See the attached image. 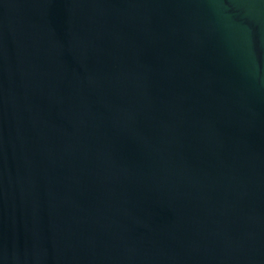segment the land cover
Segmentation results:
<instances>
[{"label": "water", "instance_id": "water-1", "mask_svg": "<svg viewBox=\"0 0 264 264\" xmlns=\"http://www.w3.org/2000/svg\"><path fill=\"white\" fill-rule=\"evenodd\" d=\"M0 264H264V0H0Z\"/></svg>", "mask_w": 264, "mask_h": 264}]
</instances>
